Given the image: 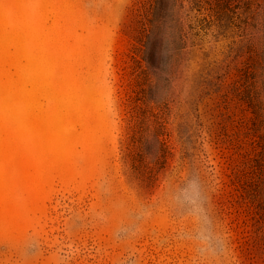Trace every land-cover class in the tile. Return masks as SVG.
<instances>
[{
	"label": "rangeland",
	"instance_id": "374dc122",
	"mask_svg": "<svg viewBox=\"0 0 264 264\" xmlns=\"http://www.w3.org/2000/svg\"><path fill=\"white\" fill-rule=\"evenodd\" d=\"M0 264H264V0H0Z\"/></svg>",
	"mask_w": 264,
	"mask_h": 264
},
{
	"label": "trees",
	"instance_id": "16d2710c",
	"mask_svg": "<svg viewBox=\"0 0 264 264\" xmlns=\"http://www.w3.org/2000/svg\"><path fill=\"white\" fill-rule=\"evenodd\" d=\"M134 39L136 41H135V43H133L131 51L136 54L141 49V44L142 43H141V39L137 35H134Z\"/></svg>",
	"mask_w": 264,
	"mask_h": 264
}]
</instances>
